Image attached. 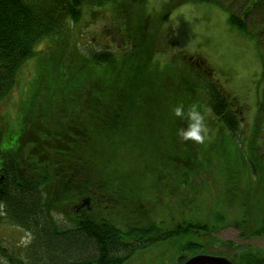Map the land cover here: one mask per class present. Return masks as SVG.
<instances>
[{"label":"rangeland","instance_id":"obj_1","mask_svg":"<svg viewBox=\"0 0 264 264\" xmlns=\"http://www.w3.org/2000/svg\"><path fill=\"white\" fill-rule=\"evenodd\" d=\"M178 1L108 0L102 7H84L73 24L65 41L72 50L82 55L112 52L126 67L128 78L121 75L113 91L124 86L129 100L119 101L117 108L122 112L128 108L131 113L123 122V141H117L111 151L114 156L109 153L108 160L106 151L98 154L93 169L87 172L88 179L76 184L75 192L71 189L68 200L55 207L52 215L62 227L82 213L125 233L150 225L161 234L187 223L207 228L157 241L125 264H180V258L185 262L200 254L222 256L230 264H264V235H248L259 228L260 217L264 216L262 52L256 39L229 24L228 13L222 8L193 0L174 7ZM239 5L236 0L232 12L238 14ZM261 16L264 18V14ZM262 17L254 19L261 22ZM255 21L247 18L244 22L253 29ZM54 44V39H46L37 49L46 52ZM125 53L130 58L123 56ZM37 68V62L27 63L18 74L12 94L0 104V149L16 140L21 127L20 104L26 102L34 85L41 88L33 94L31 113L34 119L43 118L50 132L56 125L65 127L74 116L80 114L81 118L83 113L77 110L91 104V96L97 94L101 83L95 82L93 88L84 91L59 90L57 99L63 97L65 105L54 103L50 118L42 113L45 107L50 110L46 85L33 84ZM113 68L107 65L96 69L112 74ZM184 68L187 74L196 72L216 83L227 96L230 111L240 120L235 141L201 101L204 89H191L189 81L194 76L185 75ZM194 80L200 87L199 77ZM109 99L113 104L116 95ZM177 105L185 111L195 106L203 114L208 129L203 143L179 135V129L187 125L186 119L173 115ZM60 112L67 121L61 122ZM37 126L26 122L30 136L21 143L30 144V150L37 140L31 135ZM251 144L257 151L255 173L247 172L243 163L240 166L237 153L238 146L253 161L247 153ZM86 199L88 203L81 207ZM30 240L24 231L1 221L0 248L6 250V256L0 254V264H11ZM252 255L258 257L253 259Z\"/></svg>","mask_w":264,"mask_h":264},{"label":"trees","instance_id":"obj_2","mask_svg":"<svg viewBox=\"0 0 264 264\" xmlns=\"http://www.w3.org/2000/svg\"><path fill=\"white\" fill-rule=\"evenodd\" d=\"M187 1L190 0H180L174 7ZM193 1H207L225 10L231 26L256 39L264 64V20L256 22L254 19L264 14V0H239L238 14L231 10L236 0ZM106 2L108 0H0V104L12 94L18 83L19 72L32 60L38 65L33 84L39 82L43 83L42 86L46 85L45 96L50 110L45 107L42 113L50 118L54 115V103L65 105L63 97L57 99L59 90L64 88L68 91H84L101 81L97 86V94L94 92V99L91 96V104L84 110H77L78 113H83L82 117L80 118V114L78 117L74 116L65 127L56 125L54 131L49 132L44 119H34L31 113L33 94L40 86L34 85L26 102L24 100V104H20L21 127L19 126L18 136L14 142L10 141L8 146L0 149V224L4 220L24 231L31 240L21 254L14 261L11 260V264H125L139 250L157 241L186 235L195 229L198 232L207 230L204 225L187 223L185 226L177 225L171 232L162 234L158 233L154 225L143 229L135 227L125 233L107 222L89 218L82 213L77 214L78 218L64 227L54 220L52 214L55 207L68 200L67 194L71 189L75 192L73 188L76 184L88 179L90 174L87 172L93 169L94 158L105 151L108 160L111 157L109 153L114 156L111 151L116 148L117 141H123V122L131 113L128 108L124 112L118 109L119 101L123 103L129 100L124 86L113 91V85L121 75L125 78L129 76L119 58L104 50L89 51L87 55H82L76 49L72 50L70 44H65L84 7H102ZM247 18H251V22L252 19L255 21L253 29H249L244 22H247ZM46 39H54V47L46 52L38 51L37 46ZM123 56L130 58L127 54ZM49 59H52V64ZM107 65L114 67L112 74H103L96 69ZM139 69L140 67L135 71ZM183 71L185 72V68ZM190 74L194 79L199 77V82L202 83L199 87L191 78V89H204L201 101L214 117L221 120L228 136L232 140L236 139L235 133L240 120L230 111L232 105L227 96L216 83L196 72L185 75L190 77ZM113 94L116 95V101L112 104L109 98ZM61 115L60 112L58 117H62ZM27 121L34 123V127L39 124L31 133L37 137L31 150L30 144L23 143L26 146L23 148L21 143L25 137L30 136L26 133ZM62 121L67 119L63 116ZM43 125L46 126L45 130ZM237 148L241 158L240 166L243 163L247 172L255 173L257 151L255 152L253 145H248L247 152L253 161L246 157L241 148ZM258 227L248 235H264V216L260 217ZM156 233L158 236H155ZM228 245L234 247L232 243ZM188 247L192 248L194 245L188 244ZM5 253L6 250L0 248V254L6 256ZM257 257L251 256L253 259ZM179 262L183 264L184 260L180 258Z\"/></svg>","mask_w":264,"mask_h":264},{"label":"clouds","instance_id":"obj_3","mask_svg":"<svg viewBox=\"0 0 264 264\" xmlns=\"http://www.w3.org/2000/svg\"><path fill=\"white\" fill-rule=\"evenodd\" d=\"M172 113L175 117L186 119V127L179 129V135L185 140H192L196 143H203L207 137L208 129L206 127L203 114L192 106L187 111L181 105L173 108Z\"/></svg>","mask_w":264,"mask_h":264},{"label":"water","instance_id":"obj_4","mask_svg":"<svg viewBox=\"0 0 264 264\" xmlns=\"http://www.w3.org/2000/svg\"><path fill=\"white\" fill-rule=\"evenodd\" d=\"M88 203V200H84L83 204H81V207L83 205H86ZM183 264H230L225 258L221 257H212L207 255H196L188 260H186Z\"/></svg>","mask_w":264,"mask_h":264},{"label":"flooded vegetation","instance_id":"obj_5","mask_svg":"<svg viewBox=\"0 0 264 264\" xmlns=\"http://www.w3.org/2000/svg\"><path fill=\"white\" fill-rule=\"evenodd\" d=\"M200 255H207V256H212V257H221V258H225V257H222V256H213V255H209V254H200ZM227 260V259H226Z\"/></svg>","mask_w":264,"mask_h":264}]
</instances>
